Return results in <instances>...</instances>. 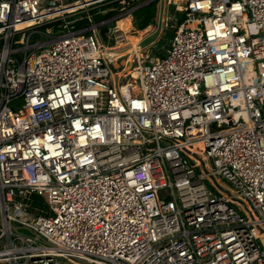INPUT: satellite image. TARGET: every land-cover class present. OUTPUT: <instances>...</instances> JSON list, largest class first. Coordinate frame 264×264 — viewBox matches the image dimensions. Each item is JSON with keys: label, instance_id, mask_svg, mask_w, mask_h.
Returning <instances> with one entry per match:
<instances>
[{"label": "built area", "instance_id": "obj_1", "mask_svg": "<svg viewBox=\"0 0 264 264\" xmlns=\"http://www.w3.org/2000/svg\"><path fill=\"white\" fill-rule=\"evenodd\" d=\"M185 1L164 59L116 75L121 16L0 0V264H264V0Z\"/></svg>", "mask_w": 264, "mask_h": 264}, {"label": "rangeland", "instance_id": "obj_2", "mask_svg": "<svg viewBox=\"0 0 264 264\" xmlns=\"http://www.w3.org/2000/svg\"><path fill=\"white\" fill-rule=\"evenodd\" d=\"M77 0H63V4H68L71 2H75ZM92 2H97L95 5H92L90 8H92V14L96 16L97 13L96 11L102 12L104 11L105 13L110 12V11H118L117 16H121L119 18V21L126 20L130 18V22L125 25V30L124 32L122 31L124 39H122V42H117L115 37L110 35V28L105 27V29H102L103 27L101 26L99 31L101 32V38L104 42L105 47L110 51L109 53L117 55L116 58V63L113 64V67L115 70L118 71H128L131 68V65L133 63V58L134 54L137 53L139 55H145V56H151L154 57L159 53H165L166 49L168 47V44L175 32L176 26L178 22L180 21L182 15L184 16V6L187 4L185 0H180V1H172V0H163L165 2V13H164V25H163V32L157 41L156 44H154L151 47H148L144 50H140V44L141 41L144 40L147 36L150 34L154 33L158 27V21H159V14H160V3L161 0H154L157 2V5L152 9V21H151V11L149 9V14H150V19H149V25L147 28H145L142 31L137 30V20L133 15L132 10L143 6L145 4H148L149 1H145L143 5H140L138 7L133 8L134 4L137 2H141L143 0H109V1H104V0H89ZM88 1V2H89ZM179 2V3H178ZM174 3H177L175 5ZM119 4V6H117ZM49 6V5H48ZM106 7V10L104 8ZM111 7V8H110ZM178 12V13H176ZM86 15V13H80L77 14L75 17H69L67 18L66 21H71L73 19H78L82 16ZM132 22V23H131ZM112 25V24H110ZM117 24H115L116 26ZM119 26V25H118ZM119 28H121L119 26ZM129 33V34H127ZM59 34V30L55 31V35ZM172 34V35H170ZM130 37L132 39V44L130 46H125L126 43H128L127 38ZM1 45V44H0ZM115 49V50H113ZM114 57V55H112ZM116 57V56H115ZM124 57L127 58L123 59ZM123 59V60H121ZM132 59V60H130ZM121 60V61H120ZM127 63V66H126ZM126 66V67H125ZM13 108L17 111L18 109H21V105L17 104L16 108L13 106ZM208 168L212 171V162L207 163ZM220 182L230 191L232 190L233 193L235 191L232 189V187L227 184L225 181L220 179ZM211 184V183H210ZM236 208L244 213V208L240 205H236Z\"/></svg>", "mask_w": 264, "mask_h": 264}, {"label": "water", "instance_id": "obj_3", "mask_svg": "<svg viewBox=\"0 0 264 264\" xmlns=\"http://www.w3.org/2000/svg\"><path fill=\"white\" fill-rule=\"evenodd\" d=\"M154 0H151L149 3L153 2ZM140 7L132 10L131 12H134L136 11L137 9H139ZM164 13H165V2L163 0H161V3H160V14H159V21H158V27L156 29V31L152 34H150L149 36H147L144 40L141 41V44H140V50H144L148 47H151L153 46L154 44L157 43V41L159 40L162 32H163V25H164ZM106 57V60L110 66V68L112 69V71L118 75L119 72L121 71H118V70H115L114 67H113V63H112V60L105 56ZM165 57V55L163 53H159L157 54L156 56L152 57L149 61L151 63L155 62L156 59H161L163 60ZM123 59H126V57H124ZM121 59V60H123ZM120 60V61H121ZM126 66H127V63H126ZM125 66V67H126ZM118 80V77L116 79V81ZM187 154H190L193 158H195L199 163H200V166H201V170L202 172L208 176V180L209 182L211 183V185L219 192V193H222L224 195H226L227 197L230 198L231 202L234 203V204H237V205H240L244 208V211H246L250 216L251 218H253V213L251 212V210L249 209L247 203L236 197L229 189H227L209 170V168L207 167V164H206V161L203 157H200L198 156L197 154H194V153H191L189 151H187ZM80 262H82L83 264H90L88 263L87 261H84V260H80Z\"/></svg>", "mask_w": 264, "mask_h": 264}, {"label": "trees", "instance_id": "obj_4", "mask_svg": "<svg viewBox=\"0 0 264 264\" xmlns=\"http://www.w3.org/2000/svg\"><path fill=\"white\" fill-rule=\"evenodd\" d=\"M108 1H109V0H108ZM145 1H149V0H143V1H141V2H137V3L134 4L133 8L138 7V6H140V5H143V3H144ZM105 2H106V1H105ZM156 5H157V2H156V1H153V2H151V3H149V4H145V5H143V6H140L139 9H137L136 11L133 12L134 17L136 18V20H137V22H138V23H137V30L142 31V30H144L145 28L148 27V25H149V19H150L149 9H150V11H151V21H152V18H153V16H152V9H153ZM117 6H119V4H117ZM110 8H111V7H110ZM104 10H106V7L104 8ZM98 12H99V11H96V10H95V13H97L96 16L94 15L96 23H100V22H102V21L108 20V19L113 18V17H115L116 15H118V11H114V10H113V11H110V12H107L105 15H102L101 13H98ZM176 13H178V12H176ZM183 18H184V16L182 15V17H181L179 23L183 21ZM89 24H90V22L88 21V19H87V14H86V15L82 16V20L79 21V22H77L76 25H77V27H79V28H84V27L89 26ZM170 35H172V34H170ZM164 54H165V53H164ZM199 171H200V170H199ZM208 185L210 186V188H211L212 190H214L215 192H218V191H217V190H216V189L210 184V182H208Z\"/></svg>", "mask_w": 264, "mask_h": 264}, {"label": "bare ground", "instance_id": "obj_5", "mask_svg": "<svg viewBox=\"0 0 264 264\" xmlns=\"http://www.w3.org/2000/svg\"><path fill=\"white\" fill-rule=\"evenodd\" d=\"M88 1H89V0H88ZM172 1L176 2V1H180V0H172ZM178 3H179V2H178ZM78 5H80V3H79ZM130 21H131L130 18H128V19H126V20H122V21L119 22L118 25L122 28L123 32H124V30H125V25L128 24ZM127 34H129V33H127ZM127 41H128V43H126L125 46H130V45L132 44V39H131L130 37H128V38H127ZM113 50H115V49H113ZM109 52H110V51H107L105 56L109 57V58L112 60V63H113V64L116 63L115 60H116V58H117V55H115V54H111V53H109ZM112 55H114V57H112ZM115 56H116V57H115ZM140 57H143V58H149L150 56L139 55V54L137 53V51H136V53L134 54V56H132V58H133V62L138 61V59H139ZM130 60H132V59H130Z\"/></svg>", "mask_w": 264, "mask_h": 264}, {"label": "crops", "instance_id": "obj_6", "mask_svg": "<svg viewBox=\"0 0 264 264\" xmlns=\"http://www.w3.org/2000/svg\"><path fill=\"white\" fill-rule=\"evenodd\" d=\"M185 9V8H184ZM132 23V22H131Z\"/></svg>", "mask_w": 264, "mask_h": 264}]
</instances>
